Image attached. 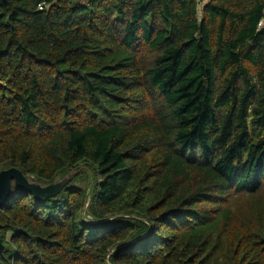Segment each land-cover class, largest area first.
Instances as JSON below:
<instances>
[{
  "label": "trees",
  "instance_id": "trees-1",
  "mask_svg": "<svg viewBox=\"0 0 264 264\" xmlns=\"http://www.w3.org/2000/svg\"><path fill=\"white\" fill-rule=\"evenodd\" d=\"M0 0V264H264V0Z\"/></svg>",
  "mask_w": 264,
  "mask_h": 264
},
{
  "label": "water",
  "instance_id": "water-1",
  "mask_svg": "<svg viewBox=\"0 0 264 264\" xmlns=\"http://www.w3.org/2000/svg\"><path fill=\"white\" fill-rule=\"evenodd\" d=\"M75 176L76 172H72L60 181L45 185L26 177L16 168L3 170L0 172V211L9 201L13 183L17 189L29 193L36 201L42 202L58 196ZM4 252L5 248L0 237V255L3 256Z\"/></svg>",
  "mask_w": 264,
  "mask_h": 264
},
{
  "label": "built area",
  "instance_id": "built-area-1",
  "mask_svg": "<svg viewBox=\"0 0 264 264\" xmlns=\"http://www.w3.org/2000/svg\"><path fill=\"white\" fill-rule=\"evenodd\" d=\"M258 29H259V31H264V16L258 24Z\"/></svg>",
  "mask_w": 264,
  "mask_h": 264
},
{
  "label": "rangeland",
  "instance_id": "rangeland-1",
  "mask_svg": "<svg viewBox=\"0 0 264 264\" xmlns=\"http://www.w3.org/2000/svg\"><path fill=\"white\" fill-rule=\"evenodd\" d=\"M208 1L209 0H202L201 9H202V6H204ZM60 180H62V179H57V181H60Z\"/></svg>",
  "mask_w": 264,
  "mask_h": 264
}]
</instances>
